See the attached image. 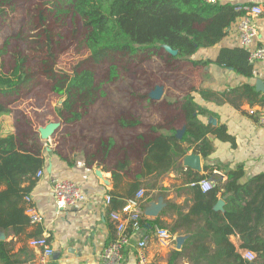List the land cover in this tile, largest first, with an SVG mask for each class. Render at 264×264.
<instances>
[{"label": "trees", "instance_id": "obj_1", "mask_svg": "<svg viewBox=\"0 0 264 264\" xmlns=\"http://www.w3.org/2000/svg\"><path fill=\"white\" fill-rule=\"evenodd\" d=\"M48 1L54 11L72 14L84 21V43L97 61L108 63L109 81L119 78L120 60L130 61L141 56L149 58L156 55L168 61L175 59L190 61L194 65L208 64L210 61L194 59L197 51L220 43L228 29L243 14L235 11L236 4L211 3L207 0ZM10 2L0 0V18H8L6 6H11ZM165 45L177 50L178 54L168 52ZM3 49H0V56ZM218 63L244 76L252 77L254 74L249 52L242 45L223 48ZM23 82L24 75L18 74L17 70L12 75L0 73L1 95H10ZM102 86L90 68H84L70 77L65 87L55 86L53 90L56 93L68 96L59 108V116L66 122L82 120L88 108L106 95ZM244 89L250 103L264 106V96L260 97L253 86L245 85ZM197 92L202 96L204 94V91L194 88L182 98L172 99L169 104L173 111L167 110L157 123L150 124L151 121L147 119L151 118L153 122L152 111L157 104L149 96H144L142 102L149 107L147 114L150 116L145 118L133 112L116 119L123 130L147 129V132L138 136L143 142L140 149L141 170L136 172L134 181L128 185L127 197L110 195V212L122 210L127 200L136 196L139 190H145V186L149 190L156 188L155 181H143L145 178H159L172 170L182 172L187 176L188 185L184 190L190 194L187 201L189 210L185 211L184 205L168 201L158 217L143 215L140 219L141 227L164 228L172 234L185 236L182 247L171 253V264L182 257L190 264H264V175H256L243 182L244 169L239 166L229 173L225 183L204 191L200 182L206 175L185 169L182 165L181 159L189 152L208 158L215 150L210 136L224 138L226 135L224 126L215 127L200 118L211 112L196 101ZM110 101L115 106V102ZM12 113V105L0 98V116ZM181 120L185 126L179 137L177 123ZM115 144L114 137L100 139L97 152L90 157L96 159L101 156L103 159ZM45 151L40 134L36 131L22 135L0 134V231L12 230L19 234L31 224V217L25 214V204L31 202V193L40 178L38 172L45 170ZM127 151L124 160L110 167L115 181L133 172ZM206 169L212 168L207 166ZM219 193L225 198L224 210L218 207ZM149 200L147 197L142 202V210ZM173 214H176V218L168 225L162 216ZM234 234L241 239L240 247L231 239ZM242 250L255 252L257 258L247 260ZM19 263L12 258L8 243L0 241V264Z\"/></svg>", "mask_w": 264, "mask_h": 264}, {"label": "crops", "instance_id": "obj_2", "mask_svg": "<svg viewBox=\"0 0 264 264\" xmlns=\"http://www.w3.org/2000/svg\"><path fill=\"white\" fill-rule=\"evenodd\" d=\"M218 2L236 5L260 4L263 7V13L255 18L259 31L255 44L256 46L264 45V0H219ZM240 45L236 23L228 29L227 35L220 43L213 47L200 48L197 51L194 59L202 62L210 61L208 64L194 65L186 61L192 64L196 71L192 74L193 76L185 75L180 78V84L185 86L183 90L177 89L181 92L180 96L169 94L162 96L160 100H153L157 104L153 107L154 120L150 124L160 121L167 110L173 111V107L169 104L172 98H182L194 88L204 91L203 96L200 92L195 93L196 101L211 113L208 116H200V118L206 123H212L215 127L224 126L226 128L224 138L210 136L214 142V152L208 158L200 155L201 169L197 172L206 175V178L200 182L204 191L217 188L225 183L229 178V173L238 169L239 166L244 169V176L241 179L243 182L256 175H264V125L258 122L256 115L249 112L252 107L258 108L262 105L250 103L244 95V86L250 85L260 93V97L264 96V91L258 90L256 86L258 79L264 80V61H250L254 68L252 77L241 75L233 68L218 63L223 48H235ZM216 59L217 62H215ZM22 121L25 124L24 127L20 125L21 122L15 113L0 116V134L22 135L31 131L37 132L36 125L30 119L26 122L25 119ZM184 126L182 120L178 122V131ZM119 129L123 133L124 130ZM146 132L147 129H136L135 135L131 136L133 139L130 137V140L119 138L115 134L103 133L102 138L114 137L116 140V144L103 159L101 156L96 159L90 157L91 154L97 152L99 145L93 147L95 152H90L83 147V149L77 148V151L70 148V153H64L52 143L54 135L49 140L41 138L46 148L45 173L39 178L31 193V202L25 204L27 207L25 214L31 217L30 210H35L42 220L31 222L25 231L19 234L12 230L0 231V241L8 243L12 258L18 260L19 264L40 263L42 250L33 246L31 240L33 237L46 236L53 249L48 259L49 264H100L101 253L116 237L115 224L110 216L108 196L124 198L129 195L128 185L134 181L133 176L136 172L141 170L140 149L143 142L138 139V136ZM127 149L133 172L115 181L110 167L119 160H124ZM183 159L181 162L185 169L190 168L185 166ZM207 166L212 169H206ZM54 178L75 181L82 188L86 199L73 207L57 208L53 200L51 183ZM143 181L156 182L154 189L149 190L146 186L144 187L147 190L145 197L150 198L143 210L147 217H158L168 201L184 205V210H189L187 201L190 200V194L184 190L188 185L187 176L184 173L172 170L159 178L150 176ZM204 182H210L211 185L205 188L203 187ZM220 200L224 203L218 207L224 210L226 202L221 193H219ZM159 205L162 208L158 216L145 213L148 209L153 210ZM175 218L176 214L162 216L168 225H171ZM156 231L157 229L142 226L133 232L132 245L125 250L127 264L137 263L136 243L143 238L148 239L146 252L155 264H171V253L182 247L185 236L178 233L172 234L171 241L164 244L157 240ZM231 239L236 246L240 247L241 239L237 234L232 235ZM179 242L180 247H178ZM175 264L190 263L182 257Z\"/></svg>", "mask_w": 264, "mask_h": 264}, {"label": "rangeland", "instance_id": "obj_3", "mask_svg": "<svg viewBox=\"0 0 264 264\" xmlns=\"http://www.w3.org/2000/svg\"><path fill=\"white\" fill-rule=\"evenodd\" d=\"M10 3L11 6H6L8 18H0V49L4 48L0 73L12 75L17 70L24 75V82L10 95L0 93V98L12 105L22 127L25 126L22 119L25 122L30 119L37 129L51 121L61 122L52 143L64 153H70V148L77 151L83 147L95 152L93 147L99 145L103 133L130 140L136 129L122 133L116 119L133 112L147 118L150 110L142 102L144 96H149L157 85L164 86L163 96H180L177 89L185 88L180 78L193 76L196 71L186 61L141 56L120 60L119 78L109 81L108 63L97 61L84 43L86 25L81 18L54 11L48 0H11ZM84 68L95 72L106 95L88 108L82 120L66 122L58 114L64 96L53 88L65 87L68 79Z\"/></svg>", "mask_w": 264, "mask_h": 264}, {"label": "built area", "instance_id": "obj_4", "mask_svg": "<svg viewBox=\"0 0 264 264\" xmlns=\"http://www.w3.org/2000/svg\"><path fill=\"white\" fill-rule=\"evenodd\" d=\"M215 3L219 0H207ZM236 12H242L237 22L240 44L249 51V61H264V45L256 46V40L259 36L258 28L255 24V18L263 13V7L260 4H243L237 5ZM264 77V74H263ZM250 114L257 116L258 122L264 125V106L249 109ZM44 171L38 172L41 177ZM53 188V200L57 208H67L76 206L78 203L86 199V195L82 188L71 179L54 178L51 181ZM211 183L207 184L210 186ZM203 187H205L203 185ZM205 187V188H206ZM209 190V189H208ZM29 199V198H28ZM110 201V196H108ZM145 200V190L141 189L136 196L127 200L126 205L120 211L111 213V219L115 224L116 237L103 250L100 255V264H127L125 261V250L132 245L133 232L139 229L140 219L143 218L142 202ZM32 213V222L41 221L42 217L30 210ZM157 240L168 244L173 238L172 233L164 228H158L156 231ZM33 246L42 250V257L38 264H49L48 259L53 253V249L46 236L36 237L31 240ZM148 239L143 238L136 243L138 250V260L136 264H155L146 252ZM244 258L254 261L257 254L251 250H244ZM34 264V263H26Z\"/></svg>", "mask_w": 264, "mask_h": 264}, {"label": "water", "instance_id": "obj_5", "mask_svg": "<svg viewBox=\"0 0 264 264\" xmlns=\"http://www.w3.org/2000/svg\"><path fill=\"white\" fill-rule=\"evenodd\" d=\"M165 49L170 52L173 55H177L178 51L173 49L171 46L169 45H165ZM256 86L258 90H262L264 91V80L263 79H258L256 82ZM164 93V86L163 85H157L150 93H149V97L152 100H160L163 96ZM67 95H64V97H62L60 103H64V101L67 99ZM61 126V122L59 121H51L47 124H45L44 126H40L37 129V132L40 134V137L43 140H49L56 132V130ZM184 132V128L181 129L180 131H178V136L181 137L182 134ZM183 162L185 164V166L190 167L192 169H195L196 171H199L201 169V157L200 154L196 153V152H191L187 155H185ZM100 174V172H98ZM224 203L223 200H220L218 202V206H222ZM160 205L162 206V203H160ZM157 206L155 207V209L153 210H147L145 213L147 215L150 216H158L161 210V206ZM181 246V243H178V247ZM255 264V263H253Z\"/></svg>", "mask_w": 264, "mask_h": 264}, {"label": "bare ground", "instance_id": "obj_6", "mask_svg": "<svg viewBox=\"0 0 264 264\" xmlns=\"http://www.w3.org/2000/svg\"><path fill=\"white\" fill-rule=\"evenodd\" d=\"M210 182H204L203 185L206 187L207 184H209Z\"/></svg>", "mask_w": 264, "mask_h": 264}]
</instances>
